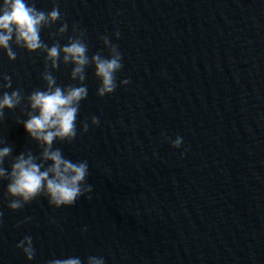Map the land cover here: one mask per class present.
I'll return each mask as SVG.
<instances>
[{"label": "water", "instance_id": "water-1", "mask_svg": "<svg viewBox=\"0 0 264 264\" xmlns=\"http://www.w3.org/2000/svg\"><path fill=\"white\" fill-rule=\"evenodd\" d=\"M53 2L68 29L55 34L58 21L42 30L45 44L78 35L89 60L114 44L122 68L113 93L98 97L85 67L77 135L52 144L87 161L90 193L60 208L41 195L12 211L0 180V264L90 255L105 264H264V0H34L45 12ZM11 47L12 61L0 51V77L21 101L0 120V146L11 149L0 167L10 171L21 152L47 167L21 125L27 96L44 90L45 71L75 85L72 65L52 69L44 52ZM93 115L98 125L81 133ZM25 235L31 262L15 247Z\"/></svg>", "mask_w": 264, "mask_h": 264}, {"label": "clouds", "instance_id": "clouds-1", "mask_svg": "<svg viewBox=\"0 0 264 264\" xmlns=\"http://www.w3.org/2000/svg\"><path fill=\"white\" fill-rule=\"evenodd\" d=\"M58 21L60 26L55 34L63 35L68 25L62 21L55 2L51 10L45 12L35 7L34 0H0V51H3L6 58L9 61L15 59L12 44L29 53L42 51L45 53V61L50 63L52 69H56L58 63L71 64L70 79L77 82L75 85L61 87L56 84L55 77L45 71L42 75L44 90L32 91L27 96L30 110L21 125L30 139L43 145L41 160L50 163L43 167L35 162L30 153L25 155L21 152L15 157L10 171L6 172L0 167V180L8 181L5 192L10 199L6 206L12 211L21 209L41 195L47 198L50 206L68 207L81 196L91 192V186L85 183L88 175L87 161L74 162L65 158L59 149H52V144L54 141L71 142L77 135L76 120L80 102L87 96V87L82 83L85 79V67L90 62L93 65L94 76L99 81L96 91L98 97L113 93L117 87L116 73L122 68V54L114 44L108 48L107 57L93 54L91 60L87 55V45L78 35L69 36L62 46L58 43L51 46L45 44L40 39L41 31ZM72 30L76 32L75 24ZM113 35L118 38L119 32L116 31ZM103 43L105 46L109 45L107 37L103 38ZM128 83V79L120 81L121 86ZM10 87V77L3 74L0 77V88L4 89L0 92V120L3 119L5 109L11 110L21 101L19 91H7ZM89 122L92 126L99 123L95 115L91 116L90 121L85 120L80 125L81 133L88 130ZM181 143L182 138L177 136L170 141V146L178 149ZM2 144L3 141H0V145ZM10 151L8 146H0V163ZM30 219L26 217L24 222ZM15 247L27 261L33 260L35 249L30 236L25 235ZM47 264H105V261L102 256L90 255L83 262L78 256H70L63 259L53 258L47 261Z\"/></svg>", "mask_w": 264, "mask_h": 264}]
</instances>
